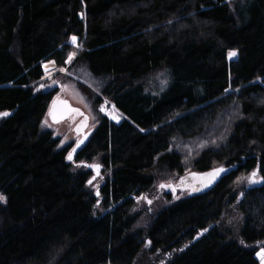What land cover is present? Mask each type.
Masks as SVG:
<instances>
[{
	"label": "trees",
	"instance_id": "16d2710c",
	"mask_svg": "<svg viewBox=\"0 0 264 264\" xmlns=\"http://www.w3.org/2000/svg\"><path fill=\"white\" fill-rule=\"evenodd\" d=\"M70 53L104 81L99 96L79 86L85 97L124 117L101 116L73 162L42 128L57 93L44 65ZM161 71L165 84L146 83ZM3 113L0 264H262L264 183L236 188L264 178V0H0ZM221 168L138 228L158 174Z\"/></svg>",
	"mask_w": 264,
	"mask_h": 264
},
{
	"label": "rangeland",
	"instance_id": "374dc122",
	"mask_svg": "<svg viewBox=\"0 0 264 264\" xmlns=\"http://www.w3.org/2000/svg\"><path fill=\"white\" fill-rule=\"evenodd\" d=\"M71 44L76 48H80L78 45V40L76 38V43L74 44L71 41ZM75 57L73 56L70 61H68L66 66L58 67L53 62L45 63L44 68L52 67L51 72L45 73V77L42 80V85L45 86L48 90L56 88V95L53 97L51 106L48 112L45 115V118L42 122V128L44 130H49L53 133L55 138L61 140L59 148H66V146H71L70 153L73 152V149L78 146V144L83 140V136L86 135L88 138L94 133L98 127L101 116H106L111 122L121 123L123 121V116L117 111L114 104L107 99H103L99 107H95L94 104L86 98L83 91L80 90L79 86L89 88L94 92L96 96L101 95V89L104 85V81L101 79L94 78L88 68H85L81 65L74 64ZM60 69H63L61 71ZM150 86L156 84V86H162L166 83V76L164 72H157L149 78ZM59 102H66L72 109V112L65 121L60 123H53L51 117L49 116L50 112ZM112 106L111 111H108V107ZM101 108L104 111H101ZM183 150L191 151L192 147L188 145L180 146ZM188 157V165L191 164V157ZM74 158L71 160L73 162ZM95 166H99L98 163H93ZM77 166L74 164L73 170H76ZM94 169H91V178L94 176ZM97 177H100V172L97 171ZM195 174L189 169L183 176L178 175H169L166 173L158 174L157 182L154 185L150 194L139 200L137 206L134 208L133 212L140 214V220L138 223V228L144 227L151 222V219L155 217L158 213L162 212L163 209L170 207L173 203L184 199L190 194L189 189H182V186L186 182L183 181L186 175ZM103 176L101 179H103ZM250 174L244 175L238 181L237 188L239 196L243 193V190H247L252 186L249 183L248 177ZM257 179H262L258 175ZM164 186H173V191H168ZM0 196L4 197L1 193ZM151 201V203H149ZM7 199L0 200V204H6ZM242 216L237 211L236 205L229 208L224 215L223 225L227 229H230L232 232L238 233L240 230ZM259 250L264 249V240L259 244ZM264 264V260L262 261Z\"/></svg>",
	"mask_w": 264,
	"mask_h": 264
},
{
	"label": "water",
	"instance_id": "95a60500",
	"mask_svg": "<svg viewBox=\"0 0 264 264\" xmlns=\"http://www.w3.org/2000/svg\"><path fill=\"white\" fill-rule=\"evenodd\" d=\"M81 18H82V15H80V19ZM44 70H45V73L51 72L52 67L51 68L50 67L44 68ZM71 112H72V109L69 106V104H67L66 102H59L53 108V110L50 112L51 120L53 123H60L62 121H65V119L70 116ZM80 147H81V143H79L78 146L76 148H74V151L71 153L72 159H73L74 155L78 152V149ZM71 160H69V161H71ZM234 169H236V168H234ZM230 170H224L223 172H220L218 175L215 176V178L208 177L207 176L208 173L205 175L190 174V175H186L184 177V179H182V180L185 181V179H186V183H187L186 187L187 186L195 187V188H197L196 191H204V190H207L215 182L216 178L219 177V175L228 174V173H230ZM209 173H211V172H209ZM258 184H263V183L252 184V186L258 185ZM164 188L167 189L168 191H173L174 185L173 186H164ZM258 254H264V249L260 250L256 255V258H258V260H260L262 262L263 260L261 259L260 255H258Z\"/></svg>",
	"mask_w": 264,
	"mask_h": 264
},
{
	"label": "snow or ice",
	"instance_id": "6c2138e0",
	"mask_svg": "<svg viewBox=\"0 0 264 264\" xmlns=\"http://www.w3.org/2000/svg\"><path fill=\"white\" fill-rule=\"evenodd\" d=\"M71 40H72V42L74 44L76 43V37H72ZM235 55H236V53L234 51H230L228 53V57L229 58L234 57ZM73 56H74V53H70L69 54V61L72 59ZM60 70L63 71V69H60ZM101 111H104V109L101 108ZM0 115L7 116L8 113H3V114H0ZM68 159L69 160L72 159V155L71 154H69ZM95 167L98 168L99 166H95ZM223 171H224V169H222V168L221 169H217V170H214L211 173H208L207 176L210 177V178H215L216 175H218L220 172H223ZM258 175H259L258 171L257 170H254L250 174V176L248 177L249 183L250 184L264 183V178L259 179V180L257 179ZM89 183H91V182H89ZM161 187H164V185H161ZM0 200H4V197L0 196ZM149 203H151V201H149ZM258 255H260V257H261L262 260H264V254H258Z\"/></svg>",
	"mask_w": 264,
	"mask_h": 264
},
{
	"label": "flooded vegetation",
	"instance_id": "af4514ba",
	"mask_svg": "<svg viewBox=\"0 0 264 264\" xmlns=\"http://www.w3.org/2000/svg\"><path fill=\"white\" fill-rule=\"evenodd\" d=\"M49 116H50V114H49ZM50 117H51V116H50ZM82 138H83V140L80 142V143H81V147H82L84 144H86V143L89 141V139H90V138H88L86 135H84ZM81 147H80V148H81ZM80 148H79V149H80ZM79 149H78V151H79ZM73 151H74V149H73ZM76 154H77V153H76ZM76 154H75V155H76ZM75 155H74V157H75ZM74 157H73V158H74ZM186 184H187V183L185 182L184 185L182 186V187H183L182 189H189L190 194L193 193L195 187H190V186H187V187H186Z\"/></svg>",
	"mask_w": 264,
	"mask_h": 264
},
{
	"label": "bare ground",
	"instance_id": "6f19581e",
	"mask_svg": "<svg viewBox=\"0 0 264 264\" xmlns=\"http://www.w3.org/2000/svg\"><path fill=\"white\" fill-rule=\"evenodd\" d=\"M231 59H234V58L232 57ZM111 108H112L111 105L107 108L109 112L111 111Z\"/></svg>",
	"mask_w": 264,
	"mask_h": 264
}]
</instances>
